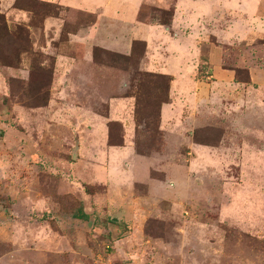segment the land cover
<instances>
[{"label": "rangeland", "instance_id": "1", "mask_svg": "<svg viewBox=\"0 0 264 264\" xmlns=\"http://www.w3.org/2000/svg\"><path fill=\"white\" fill-rule=\"evenodd\" d=\"M168 16L169 12L143 6L139 20L165 23ZM91 23L93 16L61 7L54 0H0V264H18L25 258L43 264L46 261L49 264H264V163L259 171L252 166L253 170L241 172L237 161L227 160L230 163H225L219 174L215 173L218 185L223 181L226 186L236 188V193L246 192L255 197L256 203L247 207H252L256 216L246 223L260 231V235L250 231L240 233L236 228L238 220L231 226L218 222L219 209L226 205L224 200L220 201L219 191L214 192L217 201L210 204L198 196L180 199L175 189L178 176L175 167L179 161L185 167L188 157L182 162L174 154L177 135L174 118L168 119L167 125L161 127L163 130L158 128V108L167 103L172 77L162 71L141 70L139 44L132 45L129 56L93 48L90 57L89 44L69 36L85 37ZM207 72L194 71L190 77L195 82L197 117L206 115ZM245 74L246 71H235V79L243 82ZM54 82L56 86L52 89ZM51 89L55 96L47 108ZM123 98H130L132 105L124 114L118 110L120 121L132 122L128 135L130 146L154 164L150 177L166 182L162 185L166 191L162 197L156 195L158 192L150 196L144 187H135L131 211L140 205L148 210L144 209L132 223L112 221L96 211L86 215V220L75 219L82 211V202L77 197L81 191H89L74 185L75 195L60 194L67 192L60 190L56 177L64 176V162L71 161L70 154L64 150L72 138L60 118L72 117L78 111L73 108L105 116L107 103L113 105L115 100ZM34 109L39 110L43 132L39 159L31 162L30 147L20 146L19 133H31V119L37 115L31 112ZM183 109L180 112L183 117L193 115L187 107ZM251 111L248 109L247 113ZM45 122L50 126L46 127ZM261 126L264 135V120ZM203 127L206 126L193 134H200L199 140L207 142L210 132ZM108 131V144L120 145L121 136L128 129L112 122ZM253 158L254 155L247 156L248 162ZM255 158L264 160V156ZM157 169L166 172L165 178ZM210 171L205 174L207 177L213 174ZM255 177L258 187L253 186ZM16 179L26 191L39 194L26 203L33 206L43 200L42 204H46L39 217L25 216L30 210L24 206ZM227 191L222 189V197ZM121 240L124 241L120 245ZM28 244L32 250H25L24 245Z\"/></svg>", "mask_w": 264, "mask_h": 264}, {"label": "crops", "instance_id": "2", "mask_svg": "<svg viewBox=\"0 0 264 264\" xmlns=\"http://www.w3.org/2000/svg\"><path fill=\"white\" fill-rule=\"evenodd\" d=\"M54 2L61 7L93 16V23L87 26L85 37L82 34L69 36L81 39L82 44H89L90 57L93 48L129 56L132 45L139 44L142 47L139 68L143 71H162V74L172 77L166 95L167 103H162L158 108V128L166 126L168 119L174 118L177 133L174 154L182 158V162L184 157H188L185 167L179 158L175 167L178 173L175 189L180 199H185L187 195L192 196L191 199L198 196L210 204L217 201L214 192L219 191L220 201L224 200L226 205L219 209L218 222L231 226L237 224L235 221L238 220L236 228L240 233L250 231L260 235V231L254 230V226L250 227L246 223L250 217L253 219L256 216L252 207H247L248 204L256 203L255 197L246 192L236 193V188L226 186L223 181L218 185L215 182V173L219 174L224 164L230 163L227 160L237 161L241 172L253 170L252 166L255 167L254 170L259 171L264 163L263 159L258 161L255 158L264 156V135L261 126L264 120V0ZM143 6L169 12L166 23L139 20ZM194 71H209L208 82L205 83L208 92L204 104L206 115H201L202 118L194 114L197 107L195 82L190 79ZM235 71H246V80L242 82L235 79ZM56 74L61 75L59 72ZM55 86L54 82L52 89H55ZM52 89L46 101L47 108L55 96ZM115 101L113 105L107 103L105 116L87 112L83 108H73L78 111H74L72 117L69 115L60 118L61 123L66 124L72 134L65 150L63 149L70 154L71 161L64 162L63 171L58 169L64 176H60V179L56 177V181L61 184L60 190L67 192L60 193L62 195H75L74 185L89 191H81L77 197L79 202H82L81 213L84 215L96 211L103 217L108 216L112 221L132 223L144 209L148 210L140 205L134 212L131 211L135 187H144L150 196L158 192L156 195L162 197L166 191V187L162 185L166 182L151 178L154 164L147 157L137 154L130 146L128 135L133 126L132 122L126 119L123 123L119 118L122 117L120 113L124 114V111L132 106L130 98ZM184 107L191 110L193 115H180ZM248 109H252L249 114ZM31 112L37 113L36 116L32 115L31 133H19V144L25 149L26 146L30 147L28 158L33 162L39 159L42 127L39 123V110L34 109ZM49 122H45L46 127L50 126ZM112 122H118L121 129L125 126L128 129L125 135L122 131L121 144L117 146L107 142L108 124ZM202 126H206L203 128L210 132L207 142L199 140L200 134L197 133V137L193 134ZM45 132L50 135L51 131ZM4 133L9 136V133ZM249 155H254L250 163L247 159ZM32 167L34 169L35 164L32 163ZM209 169L213 174L207 177L205 174H208ZM38 170L37 166V174ZM157 170L163 172L161 176L165 178L166 172ZM6 177L11 180L8 175ZM255 178L253 186L258 187V177ZM15 182L19 185L24 206H28L30 210L25 214L27 219H32V216L39 217L46 205L42 204L43 200H38L41 203L36 202L33 206L26 203V200L34 195H39L38 192L30 193L20 184V180L16 179ZM221 186L229 190L224 197L221 195L223 188L219 189ZM141 197L143 202L144 198ZM20 204L22 205L21 202ZM236 215L238 217H235ZM255 219L257 225V217ZM262 226L261 221L260 229ZM24 246L25 250H32L31 244ZM18 264L43 262L25 258Z\"/></svg>", "mask_w": 264, "mask_h": 264}, {"label": "trees", "instance_id": "3", "mask_svg": "<svg viewBox=\"0 0 264 264\" xmlns=\"http://www.w3.org/2000/svg\"><path fill=\"white\" fill-rule=\"evenodd\" d=\"M164 13H167V12H164ZM165 23H166V22H165ZM109 145H114V146H116V145H118V144L111 143V144H109ZM74 218H75V219H78V220H86V219H87V216L84 215L83 213H81V212L79 211V213L76 214Z\"/></svg>", "mask_w": 264, "mask_h": 264}]
</instances>
